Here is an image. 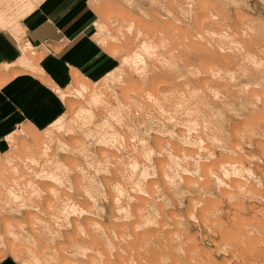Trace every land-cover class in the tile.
<instances>
[{"label":"rangeland","instance_id":"obj_1","mask_svg":"<svg viewBox=\"0 0 264 264\" xmlns=\"http://www.w3.org/2000/svg\"><path fill=\"white\" fill-rule=\"evenodd\" d=\"M39 1L0 0V26L18 37ZM88 3L104 68L74 71L57 119L0 142V259L264 264V0Z\"/></svg>","mask_w":264,"mask_h":264},{"label":"crops","instance_id":"obj_2","mask_svg":"<svg viewBox=\"0 0 264 264\" xmlns=\"http://www.w3.org/2000/svg\"><path fill=\"white\" fill-rule=\"evenodd\" d=\"M88 1L40 0L19 18L18 37L0 26V142L18 124L35 128L57 119L63 101L56 88L67 86L74 71L93 75L104 68L108 58L88 32L94 24ZM23 41L42 55L28 57ZM22 55L28 63H20ZM0 264L24 262L7 255Z\"/></svg>","mask_w":264,"mask_h":264},{"label":"bare ground","instance_id":"obj_3","mask_svg":"<svg viewBox=\"0 0 264 264\" xmlns=\"http://www.w3.org/2000/svg\"><path fill=\"white\" fill-rule=\"evenodd\" d=\"M185 15H186V14H185ZM203 17H204V16H203ZM128 28H129V27H128ZM27 44L30 45L28 41H27L26 43L24 42V43H23L24 47H26ZM148 46H149V44L147 45V43L142 42V45H141L140 47L142 48V50H144L143 52L147 51V53H148V50H149V49H150V50L152 49L151 47H148ZM30 47H31V46H30ZM27 49H28V48H27ZM230 49H231V48H230ZM151 51H152V50H151ZM139 54H140V52H139ZM145 54H146V53H145ZM149 55H150V54H149ZM137 56H138V55L135 54L133 57L130 56V58L124 57L123 59L120 60V61H121V64H125V63L128 64L129 62H131V63H135V64H136L137 62H140V63H141L143 60L141 61V60L139 59L140 57L138 58ZM141 59H142V58H141ZM23 61H24V58H23V56H22L21 59H20V62H23ZM25 61H26V60H25ZM26 62H27V61H26ZM119 63H120V62H119ZM142 63H143V62H142ZM132 65H133V64H132ZM136 65H137V64H136ZM129 66H130V65H129ZM134 66H135V65H134ZM134 69H135V68H134ZM141 70H142V68H141ZM138 71H139V70H138ZM230 78H231V77H230ZM81 85H82V84H81ZM159 85H160V84H159ZM81 87H83V88H81V89H84V88H85L84 86H81ZM81 89H80V91H82ZM78 91H79V90H78ZM84 91H85V89H84ZM78 94H79V93H78ZM95 95H97V94H95ZM80 96H81V95H80ZM89 96H90V95H89ZM92 96H93V95H92ZM97 96H98V95H97ZM258 96H259V95H258ZM93 97H95V96H93ZM150 97H151V96H150ZM256 97H257V96H256ZM96 98H97V97H96ZM96 98H95V99H96ZM151 98H152V97H151ZM95 99H93V100H95ZM91 100H92V99H91ZM96 101H97V100H96ZM257 101H258V100H257ZM160 109H161V108H160ZM78 112H80V114H81V113L83 114V112H84V114H85V112H86L87 115H88V113H91L89 110L87 111V109H86V110L83 109V107H80V109L78 110ZM82 114H81V115H82ZM86 114H85V115H86ZM90 115H91V114H90ZM88 116H89V115H88ZM85 117H86V116H85ZM89 117H90V116H89ZM171 119H172V118H171ZM60 127H61V125L59 126V128H58V127H57V128L60 129ZM48 133H49V132H48ZM110 136H111V135H110ZM113 136H114V135H113ZM114 138H115V137H114ZM114 138H113V139H114ZM217 142H218V141H217ZM104 143H105V141H104ZM108 143H109V142H108ZM105 144H106V143H105ZM263 146H264V145H263ZM258 147H259V146H258ZM261 149H262V148H261ZM149 151H150V150H149ZM149 151H148V152H149ZM150 152H151V151H150ZM150 152H149V153H150ZM149 153L143 155L145 159L147 158V159H146L147 161H148V158H149ZM32 161H33V160H32ZM226 163H228V162H225V163H224L223 161H220V162L218 163V166H220V168H221V167H224V164H226ZM229 164L231 165V163H229ZM232 164H233V163H232ZM128 165L131 167V168H130L131 170H132V169L134 170V168L136 169V167L138 166V165H137V162H136L135 160H131V161L129 162ZM221 165H223V166H221ZM228 166H229V165H227V167H228ZM232 166H234V165H231V167H232ZM208 168H211V167L208 166ZM225 168H226V167H225ZM41 170H42V169H41ZM230 170H231V169H230ZM237 170H238V169H237ZM42 171H43L42 173H43V176H44V172H45V171H44V170H42ZM206 171H207V169H206ZM212 172H213V171H212ZM42 173L39 172V174H42ZM50 173H51V172H50ZM52 174H54V173H51V175H52ZM37 175H38V174H37ZM35 177H36V176H35ZM44 177H46V175H45ZM229 177H230V176H229ZM46 178H48V176H47ZM51 178H52V180L58 181L57 183H61V181L59 180L60 177H59V179H58V176L54 177V175H52V177H50V180H51ZM220 181H221V180H220ZM237 182H238V181H237ZM237 182H236V183H237ZM55 183H56V182H55ZM27 184H28V183H27ZM48 184H49V183H48ZM62 184H63V181H62ZM59 185H60V184H59ZM239 185H240V184H239ZM239 185H238V186H239ZM16 186H17V185H16ZM27 187H28V186H27ZM71 187H72V186H71ZM31 188H32V187H31ZM32 189H33V188H32ZM116 189H117V188H116ZM241 189H243V188H241ZM7 190H8V189H7ZM34 190H35V189H34ZM57 190H58V189H57ZM140 190H141V189H140ZM49 191H51V192L53 193V195H54V194H55L54 192H55L56 190L54 189V187H51V188H49ZM144 191H145V190H144ZM33 192H34V191H32V193H33ZM87 192H88V191H87ZM32 193H31V194H32ZM10 195H11V194H10ZM12 195H13V194H12ZM122 195H123V194H122ZM8 196H9V195H8ZM13 196H14V195H13ZM90 196H91V195H90ZM13 198H14V197H13ZM113 200H115V199H113ZM8 201H9V200H8ZM23 201H24V200H23ZM117 202H118V201H117ZM19 205H20V204H19ZM49 205L52 206L53 204H52V205L49 204ZM71 205H72V204H71ZM77 205H78V204H77ZM89 206H90V205H89ZM52 207H53V206H52ZM62 207H63V206H62ZM36 208H37V207H36ZM68 208H70V207H68ZM87 208H88V207H87ZM87 208H86V209H87ZM78 209H79V207L76 208V206L74 207V205L71 206V210L74 211V212H75V211H78V212H88V211H85V210H83V209H82V210H81V209L78 210ZM120 209H121V208H120ZM99 210H100V209H99ZM117 210H118V209H117ZM122 210H123V209H122ZM205 211H206V210H205ZM233 212H234V211H233ZM71 213H72V212H71ZM80 214H81V213H80ZM80 214H79V215H80ZM114 214H115V213H114ZM119 214H120V212H119ZM64 215H65V214H64ZM112 216H113V214H112ZM236 216H237V215H236ZM238 216H239V215H238ZM32 217H33V216H32ZM66 217H67V216H66ZM66 217H65V218H66ZM115 217H116V216H115ZM115 217H114V218H115ZM236 218H237V217H236ZM151 220H152V219H151ZM91 221H93V220L91 219ZM236 222H237V221H236ZM32 223H33V222H32ZM89 223H90V222H89ZM95 223H96V222H95ZM95 223H94V224H95ZM7 224H11V223H7ZM96 226H98V225H96ZM9 227H10V226H9ZM96 228H97V227H96ZM8 231H9V230H8ZM114 234H115V233H114ZM121 234H122V233H121ZM114 236H115V235H114ZM252 236H253V235H252ZM29 237H30V236H29ZM26 238H27V237H26ZM252 238H253V237H252ZM27 239H28V238H27ZM27 239H26V240H27ZM30 241H31V239H30V240L28 239V243H30ZM26 243H27V241H26ZM130 243H131V242H130ZM113 248H114V247H113ZM114 249H115V248H114ZM115 250H116V249H115ZM80 252H81V254H82V253L84 252V249H80ZM132 252H133V251H132ZM78 255H79V253H78ZM81 256H83V255H81Z\"/></svg>","mask_w":264,"mask_h":264},{"label":"built area","instance_id":"obj_4","mask_svg":"<svg viewBox=\"0 0 264 264\" xmlns=\"http://www.w3.org/2000/svg\"><path fill=\"white\" fill-rule=\"evenodd\" d=\"M23 42H25V43H26L27 41H23Z\"/></svg>","mask_w":264,"mask_h":264}]
</instances>
